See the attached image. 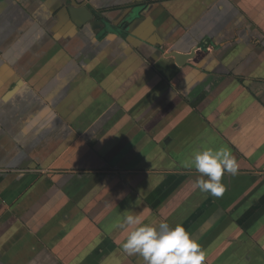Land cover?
<instances>
[{
  "label": "crops",
  "instance_id": "1",
  "mask_svg": "<svg viewBox=\"0 0 264 264\" xmlns=\"http://www.w3.org/2000/svg\"><path fill=\"white\" fill-rule=\"evenodd\" d=\"M76 1L98 22L0 0V264H145L125 214L264 264V0ZM208 148L239 166L220 197L189 166Z\"/></svg>",
  "mask_w": 264,
  "mask_h": 264
},
{
  "label": "clouds",
  "instance_id": "2",
  "mask_svg": "<svg viewBox=\"0 0 264 264\" xmlns=\"http://www.w3.org/2000/svg\"><path fill=\"white\" fill-rule=\"evenodd\" d=\"M200 176L195 186L202 193L222 196L225 173L236 175L238 163L224 148L195 151L189 161ZM206 177V178H205ZM130 230L121 248L129 256L139 255L145 264H204L205 253L199 242L182 224L144 223L140 216L125 214L120 225Z\"/></svg>",
  "mask_w": 264,
  "mask_h": 264
},
{
  "label": "water",
  "instance_id": "3",
  "mask_svg": "<svg viewBox=\"0 0 264 264\" xmlns=\"http://www.w3.org/2000/svg\"><path fill=\"white\" fill-rule=\"evenodd\" d=\"M72 7L69 8L72 21L76 26L82 28L87 23H97L98 20L95 19L94 14L86 5H81L76 0H72ZM169 56H173L176 60V63L179 66L184 65L188 58L192 57L193 54H189V52L184 53L179 50H172L168 52Z\"/></svg>",
  "mask_w": 264,
  "mask_h": 264
}]
</instances>
